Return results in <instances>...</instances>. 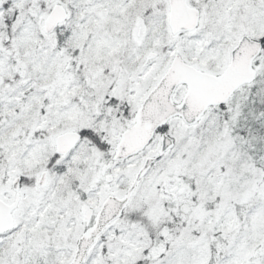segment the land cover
Instances as JSON below:
<instances>
[{
  "label": "snow or ice",
  "instance_id": "1",
  "mask_svg": "<svg viewBox=\"0 0 264 264\" xmlns=\"http://www.w3.org/2000/svg\"><path fill=\"white\" fill-rule=\"evenodd\" d=\"M0 264H264V0H0Z\"/></svg>",
  "mask_w": 264,
  "mask_h": 264
}]
</instances>
